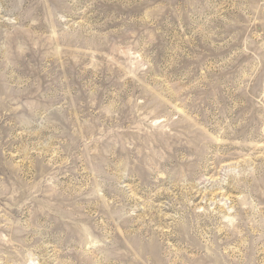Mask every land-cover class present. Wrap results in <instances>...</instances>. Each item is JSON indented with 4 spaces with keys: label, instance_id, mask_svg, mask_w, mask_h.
Returning <instances> with one entry per match:
<instances>
[{
    "label": "rangeland",
    "instance_id": "rangeland-1",
    "mask_svg": "<svg viewBox=\"0 0 264 264\" xmlns=\"http://www.w3.org/2000/svg\"><path fill=\"white\" fill-rule=\"evenodd\" d=\"M0 264H264V0H0Z\"/></svg>",
    "mask_w": 264,
    "mask_h": 264
}]
</instances>
